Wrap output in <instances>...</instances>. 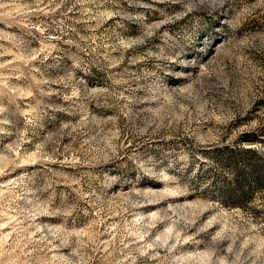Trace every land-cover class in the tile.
<instances>
[{"label":"rangeland","instance_id":"rangeland-1","mask_svg":"<svg viewBox=\"0 0 264 264\" xmlns=\"http://www.w3.org/2000/svg\"><path fill=\"white\" fill-rule=\"evenodd\" d=\"M0 264H264V0H0Z\"/></svg>","mask_w":264,"mask_h":264}]
</instances>
